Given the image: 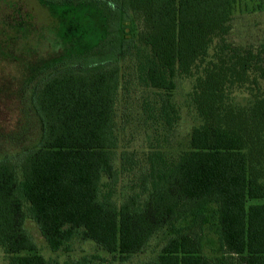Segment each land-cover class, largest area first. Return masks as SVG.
<instances>
[{
    "label": "trees",
    "instance_id": "1",
    "mask_svg": "<svg viewBox=\"0 0 264 264\" xmlns=\"http://www.w3.org/2000/svg\"><path fill=\"white\" fill-rule=\"evenodd\" d=\"M41 1L94 4L109 37L90 54L46 71L21 101L15 119L21 125L0 132V139L19 135L29 111L39 127L30 148L14 160L0 158V252L7 264H54L38 252L26 219L52 252L67 251L78 238L123 262L169 229L155 260L145 264H264V203H258L264 200V42L224 56L215 51L205 61L213 41L228 34L234 0ZM131 49L137 78L168 95L176 76L202 66L192 94L201 124L175 161L150 154L139 190L117 204L115 101L119 59ZM237 89L248 94L246 106L230 103ZM171 107L168 100L162 106L167 124L175 117ZM8 121L0 115V124ZM210 207L219 262L202 255Z\"/></svg>",
    "mask_w": 264,
    "mask_h": 264
},
{
    "label": "rangeland",
    "instance_id": "2",
    "mask_svg": "<svg viewBox=\"0 0 264 264\" xmlns=\"http://www.w3.org/2000/svg\"><path fill=\"white\" fill-rule=\"evenodd\" d=\"M233 6L228 34L213 41L206 62L213 59L215 51L224 56L230 53V48L257 49L264 42V0H234ZM105 19L102 10L91 3L44 5L41 0H0V115L9 118L0 124V132L14 131L21 125L15 120L20 119L21 101L23 97L29 99L28 90L47 75L46 71L69 59L90 54L108 39ZM133 54L131 49L119 59L120 80L115 101L118 136L115 164L119 174L113 191L117 204L132 189L139 190L148 171L150 154L159 152L168 161H175L188 149L191 130L201 124L192 94L202 66L193 69L188 77L176 76L175 88L168 95L137 78ZM167 100L175 113L171 124L162 117V106ZM229 101L234 106H246L249 97L244 90L237 89L232 91ZM28 113L27 126L19 135L0 139V158L14 160L38 139L37 121L32 112ZM122 155L124 161L120 159ZM206 212L211 222L204 230L202 255L219 262L221 252L214 235L213 208H206ZM24 228L38 252L54 264H66L81 257H87L90 264H145L155 260L171 235L169 229L162 230L141 253L122 262L93 242L78 238L69 243L67 251L52 252L31 220H25ZM0 264H7L1 252Z\"/></svg>",
    "mask_w": 264,
    "mask_h": 264
}]
</instances>
